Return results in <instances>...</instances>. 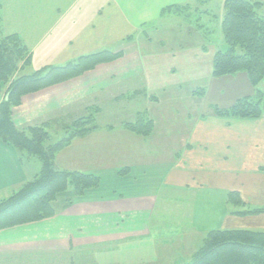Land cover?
Masks as SVG:
<instances>
[{"label": "crops", "instance_id": "obj_1", "mask_svg": "<svg viewBox=\"0 0 264 264\" xmlns=\"http://www.w3.org/2000/svg\"><path fill=\"white\" fill-rule=\"evenodd\" d=\"M200 1L2 0L5 34L19 35L31 52L21 74L105 49L123 56L29 93L13 108L21 129L49 123L50 132H63L65 124L100 107L97 127L58 151L55 166L96 175L101 183L52 217L0 230L1 264L4 257L15 261L40 250L54 253L58 264H105L113 253L115 264H159V257H192V243L213 229L264 230V210L237 214L264 209V113L223 117L214 110L253 96L248 76L211 75L201 85L191 79L185 95L171 38H158L168 45L161 54L144 31L169 6L207 14L191 4ZM258 87L264 94V80ZM136 101L144 106L135 116L114 121L109 112V120L98 122L109 107ZM141 112L154 121L146 136L126 125ZM32 160L0 139V200L38 173V165H28ZM232 191L241 204L228 201ZM141 251L148 255L135 259Z\"/></svg>", "mask_w": 264, "mask_h": 264}, {"label": "trees", "instance_id": "obj_2", "mask_svg": "<svg viewBox=\"0 0 264 264\" xmlns=\"http://www.w3.org/2000/svg\"><path fill=\"white\" fill-rule=\"evenodd\" d=\"M259 0H225L221 31L229 48L217 50L213 57L212 76L220 77L245 73L255 94L239 98L228 108L215 107L223 117L259 118L264 113V94L259 84L264 80V16ZM188 5H173L164 11L185 12ZM0 0V139L20 150L26 158L37 156L42 163L39 173L10 197L0 200V230L40 221L67 208L75 197L100 185V177L78 171L59 170L55 166L58 151L78 136L97 127L96 112L100 107L75 119L64 127L66 133L54 141L48 124L19 128L13 120V108L25 95L55 83L75 78L101 63L123 56V51L101 50L81 55L62 66H44L31 73H19L31 62V52L17 34H5ZM204 28V27H203ZM208 32H212L209 31ZM6 87V96L2 94ZM127 127L136 133L149 135L154 122L145 112L138 114ZM228 201L241 204L236 191ZM264 209L253 208L237 212L256 214ZM184 264H264V230L249 228L213 229L205 234L202 245Z\"/></svg>", "mask_w": 264, "mask_h": 264}, {"label": "rangeland", "instance_id": "obj_3", "mask_svg": "<svg viewBox=\"0 0 264 264\" xmlns=\"http://www.w3.org/2000/svg\"><path fill=\"white\" fill-rule=\"evenodd\" d=\"M224 1L225 0H203L198 3L193 2L191 3L192 5L195 4L196 6L197 4L201 11H207L208 13L195 14L194 9L189 13H176L171 11L165 16L162 15L159 20H156L153 24L146 26L144 29V31L151 34L154 39V42L150 47L159 50L161 54L166 52L168 45L165 43V46L162 47L160 43L158 44V38H162L163 36H169L171 38L169 42L170 49L173 48L178 51L177 61L174 62L178 68L177 79H181V82L184 84L185 95L189 94V91L193 86L190 85L191 79H198V83L201 85L206 79L208 81V79L211 78L215 52L220 49L226 50L229 48L221 31V19L225 12L223 6ZM259 1L264 2V0ZM195 6L192 7L194 8ZM259 14L264 16V6L259 9ZM198 25L201 27L199 28ZM191 28L193 29L191 30ZM208 30L212 32H208ZM141 36L142 34L139 35L138 38L141 39ZM202 47H204V49H202ZM188 63L201 67V70H195L192 66H185ZM143 106L144 103L138 101L130 103L121 102L114 107H109L105 114H103L104 118L101 117L98 122H101L102 124L104 120H109V112L116 114L112 116L114 118L111 119L114 121H120L123 117L131 118V115L135 116ZM73 121L67 124H71ZM67 124H65L64 127ZM51 134L54 141H57L66 135L65 131L62 132V130L57 128L52 130ZM28 165H31L32 168L37 167L38 165L40 167L38 173L42 167L41 160L37 156L33 157L32 162H28ZM204 237L205 234L195 239L192 243V250L196 251L202 245ZM192 250L190 252H195ZM146 251L149 254L148 250ZM141 253L142 254L139 255L134 254L137 255L135 256V259L138 257L141 259L148 255L143 251H141ZM115 256L116 253L107 256V262L105 264H115ZM4 258V264H21L20 261H22L23 264H58L55 259V254L46 250H40L29 255L26 254L23 255V257L20 256L15 261H9L10 257ZM159 259L160 260H157L159 264H184L185 262L192 260V257L189 255L177 257L174 255L171 259H167L166 257H159ZM91 261L93 262L92 258L89 259V263Z\"/></svg>", "mask_w": 264, "mask_h": 264}]
</instances>
